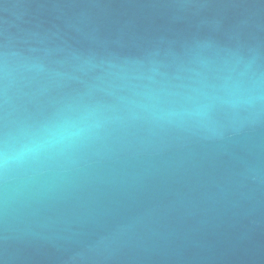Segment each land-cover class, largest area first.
<instances>
[{
  "label": "water",
  "instance_id": "1",
  "mask_svg": "<svg viewBox=\"0 0 264 264\" xmlns=\"http://www.w3.org/2000/svg\"><path fill=\"white\" fill-rule=\"evenodd\" d=\"M0 264H264V0H0Z\"/></svg>",
  "mask_w": 264,
  "mask_h": 264
}]
</instances>
